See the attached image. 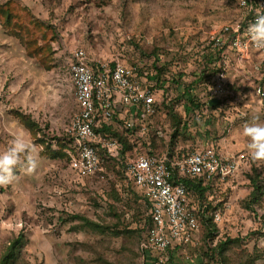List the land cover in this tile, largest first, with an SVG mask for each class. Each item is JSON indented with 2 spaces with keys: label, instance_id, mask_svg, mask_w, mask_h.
Here are the masks:
<instances>
[{
  "label": "rangeland",
  "instance_id": "374dc122",
  "mask_svg": "<svg viewBox=\"0 0 264 264\" xmlns=\"http://www.w3.org/2000/svg\"><path fill=\"white\" fill-rule=\"evenodd\" d=\"M244 17L230 0H0V152L16 135L37 146L35 172L17 166L14 182L0 187V264L14 250L8 264H151L140 246L148 210L124 166L81 180L56 153L79 112L68 62L81 48L106 64L130 59L148 74L163 66L172 112H160L130 158L148 153V142L155 154L174 150L181 159L211 147L246 155L210 197L222 204L215 241L234 243L211 261L201 227L164 264H264V164L251 160L242 133L254 117L264 123V54L221 64L226 93L218 106L204 105L217 74L213 40ZM189 86L188 109L181 96Z\"/></svg>",
  "mask_w": 264,
  "mask_h": 264
},
{
  "label": "built area",
  "instance_id": "2783aa9c",
  "mask_svg": "<svg viewBox=\"0 0 264 264\" xmlns=\"http://www.w3.org/2000/svg\"><path fill=\"white\" fill-rule=\"evenodd\" d=\"M245 14L244 20L223 28L222 35L213 40L214 46L225 48L224 65L246 63L253 54H264L248 38L247 28L258 13H264V0H230ZM143 66L127 58H115L106 64L96 61L84 48L76 49L69 62L68 73L75 91L79 112L73 118L68 137L73 141L68 150L71 171L81 180L96 178L104 173V159L124 166L129 181L141 191L148 210L149 222L141 250L147 262L164 264L171 260L172 250L192 244L197 239L201 222L197 216L200 205L183 179H200L204 184L235 177L246 163V155L227 158L214 147L170 158L168 154L130 158L123 145L111 134L102 132L112 127L121 133L130 131L133 141L146 140L162 109L161 97L153 90L154 76L142 75ZM220 71L215 79L211 98L219 99L227 88L226 73ZM210 102V101H209ZM210 107V106H209ZM141 144L135 153L142 150ZM153 152L154 154H149ZM214 222L223 220L219 210Z\"/></svg>",
  "mask_w": 264,
  "mask_h": 264
},
{
  "label": "trees",
  "instance_id": "16d2710c",
  "mask_svg": "<svg viewBox=\"0 0 264 264\" xmlns=\"http://www.w3.org/2000/svg\"><path fill=\"white\" fill-rule=\"evenodd\" d=\"M212 64L213 69L215 71L214 74H218L221 71V64H224L223 58H222V53L224 52L225 48H219V47H215L214 43L212 44ZM130 60V59H129ZM158 61V59H156ZM158 63V62H157ZM154 64V63H153ZM153 72L151 74H148L146 72H143V68H142V75L146 76L148 79L149 77L151 78V76H154L155 80H156V85L153 87V90H155L161 97V105H162V109H160L159 111H164V110H168V113L170 114V111L172 112V100L170 98V92L169 90L171 89L170 86H167L165 84L166 80L163 79V66H157V64L154 65L153 67ZM216 74V75H217ZM191 87L189 86L188 88H186L183 91L182 94V98L187 99L188 101V109L192 108V105H194V100L191 98ZM209 101L210 98L207 99L206 102H204L205 107L209 110ZM158 118V117H157ZM156 118L155 120V126L158 124V119ZM181 123V121H180ZM187 125V124H185ZM154 127V126H153ZM104 133L107 134H111L114 138H116L124 147V154L129 153V154H133V152H135V148H138L139 144L136 143V141H133L132 139V133L130 131H125L124 133L119 132L118 130L112 128V127H108V128H103L101 130ZM150 135V134H149ZM177 134L174 135V137H176ZM155 136H153L154 138ZM66 146H63V149H60L59 151H56L57 154H60L61 156H65V158L67 159V161H70V158L68 156V150L72 149L73 147V141L69 138V140L65 143ZM150 147L153 149V151L156 150V148H154L155 146L152 144V142H150ZM139 151V150H138ZM157 151V150H156ZM56 154V155H57ZM149 154H154L153 152H150ZM168 156L170 158L173 157H181V153L180 154H176V152L174 150L168 151L167 152ZM183 157V156H182ZM104 162H103V166L104 168H107L106 165L108 164H113V162L115 161H110L107 160L105 158ZM117 164H119L118 162H116ZM115 164V163H114ZM219 180H215L213 182L204 184L203 180L200 179H191V178H185L183 179V183L185 184V186L188 188L191 196L197 200V202L200 203V205H198L197 208V216L199 218V221L201 222V227H203L206 231L205 234V241H206V247H207V252L205 253V256L213 261L216 258H220L221 256H223L224 252L226 251V249L229 247L230 244L234 243V240L227 238L225 241H219L216 242V234L218 233V228H217V224L214 222V216L213 214L217 211L220 210V207L222 204H215L214 201H212L210 199V197L213 195L214 192V188L216 186V183ZM255 185V184H254ZM254 192L253 195H255V193L258 191L259 187L257 185L254 186ZM257 188V189H256ZM140 200H142V202L144 203V205L146 206L143 197L140 195ZM149 222V217L147 218L144 228H143V234L142 237L144 238V235L146 233L147 230V225ZM15 258V250L12 251L11 254H9V256H7L4 261L3 264H8L10 262L11 259ZM171 262V260H170Z\"/></svg>",
  "mask_w": 264,
  "mask_h": 264
},
{
  "label": "clouds",
  "instance_id": "9594fccd",
  "mask_svg": "<svg viewBox=\"0 0 264 264\" xmlns=\"http://www.w3.org/2000/svg\"><path fill=\"white\" fill-rule=\"evenodd\" d=\"M248 38L257 49H264V13H258L247 28ZM254 117L253 122L243 127L242 133L248 138L247 145L250 158L258 166L264 164V123L258 122ZM37 146L29 143L23 135H16L10 141L7 149L0 152V187H6L16 179L15 169L23 167L27 173L35 172L37 159L34 153Z\"/></svg>",
  "mask_w": 264,
  "mask_h": 264
},
{
  "label": "water",
  "instance_id": "95a60500",
  "mask_svg": "<svg viewBox=\"0 0 264 264\" xmlns=\"http://www.w3.org/2000/svg\"><path fill=\"white\" fill-rule=\"evenodd\" d=\"M219 103H220V100H219V99H212V100H210V102H209V106H210L211 108H213V107L218 106Z\"/></svg>",
  "mask_w": 264,
  "mask_h": 264
},
{
  "label": "crops",
  "instance_id": "0c3cea01",
  "mask_svg": "<svg viewBox=\"0 0 264 264\" xmlns=\"http://www.w3.org/2000/svg\"><path fill=\"white\" fill-rule=\"evenodd\" d=\"M148 152H149V150H147ZM154 153H156V150L155 151H153ZM162 155H164V153L162 154Z\"/></svg>",
  "mask_w": 264,
  "mask_h": 264
}]
</instances>
